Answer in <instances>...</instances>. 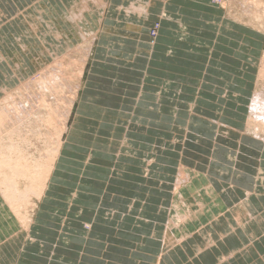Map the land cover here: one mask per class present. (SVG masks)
I'll use <instances>...</instances> for the list:
<instances>
[{"label":"crops","instance_id":"0c3cea01","mask_svg":"<svg viewBox=\"0 0 264 264\" xmlns=\"http://www.w3.org/2000/svg\"><path fill=\"white\" fill-rule=\"evenodd\" d=\"M100 1H81L88 68L40 196L14 160L1 162L0 264H264L251 244L264 245V127L248 128L264 21L210 0ZM14 2L24 10L25 0H0L4 16ZM77 2L36 1L60 19L76 18ZM129 3L143 10H122ZM20 147L0 140V156Z\"/></svg>","mask_w":264,"mask_h":264},{"label":"rangeland","instance_id":"374dc122","mask_svg":"<svg viewBox=\"0 0 264 264\" xmlns=\"http://www.w3.org/2000/svg\"><path fill=\"white\" fill-rule=\"evenodd\" d=\"M36 1L25 0V2H23V6L25 8L24 10L21 9L20 11L17 8L19 5L15 7L14 2L12 4V7H14V9L8 11V16L3 15V9L0 6V27L3 26L4 28H9V30L0 29V101L2 102L5 98V93H11L14 98L10 95V100L6 99L5 102H3V105L8 106L12 104L13 106H17L19 102L25 99L28 91H31L33 95L36 93L34 96L42 95L47 99V105L43 104L40 109V105L37 104L35 112L40 109V115L44 116L45 122L40 123L38 120H36L38 117L34 116V113L31 114L32 116L28 117L29 127L38 128V126L40 125V129H42L40 133L34 129H29L27 126L24 127L20 132H15L13 125H8L5 122L2 123V125L0 126V140H10L18 146L20 143L21 147L16 151L5 149L4 151L6 153L0 156V165H2V161L10 158L15 162H18L19 166H23V163L27 162L26 164L29 165L31 170L36 169V172H38L39 170L44 168L45 165H48L50 163V159L55 152L54 147L55 145H57L59 138H61V140L63 141L67 138V129L70 127L73 117V111L68 113V109H72L70 105L73 106L74 103L71 102L75 101L74 99L76 98V95L79 91L82 77L86 76V70L88 68V65L86 66V58L87 54L89 53V51H87V48L90 41L93 40V36H90L91 34L88 33L89 38L84 39V36L87 35V32L84 24L85 19L82 18L84 12L83 9H80V5H83L84 9H86L87 11H89L91 8L87 4H81L82 0H75L79 1L77 2V8L80 9V12L77 10V16L76 18L73 17V19L71 18V16L60 19L56 17L53 9H47V14H45L44 12H41L43 7L46 8L45 4H39L36 3ZM95 1L96 3H98V6L102 5L100 0ZM248 1H251L252 3H248ZM210 3L214 6H218L219 8H229L233 13H238V15L236 16H240L248 20L250 18V20L255 22V24L258 21H264V14H262L263 12L257 14L256 10H253V6L255 5L264 6V0H210ZM50 4L56 5L54 1H51ZM50 4L48 3V5ZM48 5L47 7L51 8ZM35 6L36 10L34 9ZM247 6L253 8L249 7V9H247L245 8ZM60 7L63 10L67 9L69 11L68 8L71 7V3L69 1L63 2L62 4L59 3V6L57 8L58 11L61 10ZM258 16H260V18ZM72 21L73 26L76 27V31L74 27H70ZM159 21L153 23L149 28V36L152 43L158 37L157 35L160 28ZM47 28H49L50 30L46 31ZM69 30L74 31L71 32ZM61 38L64 40H62L58 45V40H61ZM70 42L72 43L69 45ZM52 43H54L55 45ZM45 46H48V48H46ZM259 68L261 69L259 70ZM262 68L263 71H261ZM255 69L256 73L254 86H256V88H254V94H261L264 97V67H262V63L261 65L260 63H258ZM45 70L49 72L47 83L49 84L50 82L51 84H53L52 86L55 87L54 89H52V91L43 89L44 87L42 88L44 82L42 84L38 82V79L41 76L40 74ZM54 79H57L55 85L53 83L55 81ZM65 80H67L68 82ZM29 83H31L30 87H23V85L25 86ZM60 84L62 85L59 86ZM22 94L23 97H21ZM52 95H54L53 98ZM51 113L52 115L49 118ZM52 122H55L56 125ZM250 124L251 127H253L252 129H257L259 130V133L261 132L260 130L262 128V124L260 121L256 120L255 118H253L252 121V117L250 116V123L248 122V128L250 127ZM64 125L65 128L67 127V129L63 127ZM245 130L246 127L242 131L244 132ZM245 133L253 135L254 131H245ZM28 152L30 153V155H28ZM25 153L27 154L25 155ZM34 155L36 156V158ZM4 169L6 170L7 166H4V168L0 166V171H3ZM42 171L40 172V174L44 173ZM11 194H13L17 199H22L24 197L21 195L18 196L13 192ZM30 198L31 200L29 203V207L30 209H32V213H35L36 211L34 210V208L36 205V198L35 196H32ZM27 207L28 205H25L23 210H25ZM23 210L21 212H23ZM21 212L19 214H22ZM25 215L23 218L24 221L27 222V214L25 213ZM83 226L84 229L87 230L89 224L85 223ZM254 245L256 250H260V248L264 247L261 240H255Z\"/></svg>","mask_w":264,"mask_h":264},{"label":"bare ground","instance_id":"6f19581e","mask_svg":"<svg viewBox=\"0 0 264 264\" xmlns=\"http://www.w3.org/2000/svg\"><path fill=\"white\" fill-rule=\"evenodd\" d=\"M114 2V1H113ZM247 2V1H246ZM251 2V1H250ZM249 1H248V3H250ZM131 3V2H130ZM129 3V5H127L126 7H122L123 9L122 10H126V11H132V12H138V13H140V11L139 10H143V8H140V7H142V5H141V3H136V4H130ZM143 3V2H142ZM252 3V2H251ZM150 4V3H149ZM153 4V3H152ZM263 4V3H262ZM146 5H147V3H146ZM254 5V4H253ZM140 6V7H139ZM145 6V3H144V5H143V7ZM249 7L250 6H247V7H245V8H247V9H249ZM254 7V9L253 10H256V12H257V14H259V13H262V14H264V6H258V5H255V6H253ZM253 7H250V8H253ZM114 9V8H113ZM147 9V8H146ZM121 10V11H122ZM231 11V10H230ZM242 11H244V10H242ZM246 11V10H245ZM248 11V10H247ZM128 13V12H127ZM147 13V12H146ZM233 13V12H232ZM246 13V12H245ZM141 14H143V12L141 13ZM255 15V14H254ZM124 16V15H123ZM259 18H260V16H258ZM256 19V18H255ZM258 20H261V19H258ZM248 23V22H247ZM252 26H253V24H252ZM264 26V25H263ZM155 37V36H154ZM152 38V37H151ZM91 44H92V41H90V43H89V45H88V48H87V51H90V48H91ZM264 59V58H263ZM263 65H264V63H262ZM77 65V64H76ZM264 67V66H263ZM261 69V68H260ZM263 69V68H262ZM67 71V70H66ZM263 71V70H262ZM48 71L47 70H45L43 73H41L40 75V77H39V79H38V82H40L41 84L43 83L44 85H42V88L43 89H48L49 91H52V89H54L55 87L54 86H52L53 84H51L50 82H49V84L47 83L48 82ZM68 73V72H67ZM264 73V72H263ZM261 74H262V72H261ZM57 76V75H56ZM55 81L53 82L54 83V85H55V83H56V80L57 79H54ZM61 80V79H60ZM59 80V81H60ZM50 81V80H49ZM64 81V80H63ZM65 81H67V80H65ZM68 82V81H67ZM39 83V84H40ZM64 84H66V83H64ZM68 84V83H67ZM62 84H60L59 86H61ZM31 86V83H29L28 85H23V87H25V88H27V87H30ZM56 86H57V84H56ZM68 86V85H67ZM65 88V87H64ZM77 89H78V86H77ZM31 90V89H30ZM61 92V91H60ZM59 92V93H60ZM57 93V92H56ZM6 95H5V98L3 99V101L1 102L0 101V126L2 125V123H6V124H8V125H13V127H14V130H15V132L17 131V132H20L21 130H23V128L24 127H28L29 129H34V130H36V131H38L39 133L41 132V130L42 129H40L41 127H40V125L38 126V128H30L29 127V121H28V117H30V116H32L31 114L32 113H34V116H37L36 118V120H38L40 123H44L45 122V118H44V116L42 117L40 114H41V111H40V109H41V106L44 104H46L47 105V102H46V98H44V96H42V95H36V96H34L32 93H31V91H28V93H27V95L25 96V99L23 100V101H21V102H19L18 104H17V106L15 105V106H13L12 104H10V105H8V106H6V105H3V102H5V100L7 99V100H10V97L12 96L13 97V95H11V93L10 94H8V93H5ZM47 94V93H46ZM11 95V96H10ZM59 95H61V94H59ZM10 96V97H9ZM34 96V97H33ZM47 96V95H46ZM53 96L54 95H52V98H53ZM77 96V95H76ZM21 97H23V94H22V96ZM48 97V96H47ZM57 97V96H56ZM59 97V96H58ZM2 98V97H1ZM14 98V97H13ZM15 98H17V97H15ZM51 98V99H52ZM57 99H59V98H57ZM49 100V99H48ZM75 100V99H74ZM258 100V101H257ZM16 101V100H15ZM11 102V101H10ZM70 102V101H69ZM17 103V102H16ZM71 103H73V102H71ZM250 103V102H249ZM37 104H39L40 105V109L37 111V112H35V108H37ZM48 104H49V102H48ZM54 105V104H53ZM67 107V106H66ZM69 107V106H68ZM70 107H72V105H70ZM34 108V109H33ZM58 108V107H57ZM245 108V107H244ZM66 110V109H65ZM69 111H68V113H70L71 112V110L70 109H68ZM56 112H58V111H56ZM248 112L250 113V116L252 117V121H253V118H255L256 120H258V121H260L261 122V124H262V128L264 127V97L261 95V94H255L254 96H253V99H252V101H251V104H250V106H249V109H248ZM66 114V113H65ZM51 115H52V113L50 114V116H49V118L51 117ZM54 116V115H53ZM56 118V117H55ZM47 120V119H46ZM51 120V119H50ZM53 120V119H52ZM49 121V120H48ZM68 121V120H67ZM52 123H54L55 124V122H52ZM46 125H48V124H46ZM56 125V124H55ZM66 125V124H65ZM65 125L63 126L64 128H65ZM43 126V125H42ZM58 127V126H57ZM27 128V129H28ZM46 128V127H45ZM253 128V127H252ZM12 129V128H11ZM65 129H67V127L65 128ZM44 130V129H43ZM66 132V131H65ZM43 133V132H42ZM46 134V133H45ZM56 135V134H55ZM256 135H258V134H256ZM16 136V135H15ZM23 136V135H22ZM21 136V137H22ZM36 136H37V134H36ZM9 137V136H8ZM18 137V136H17ZM20 137V138H21ZM54 137V136H53ZM23 138V137H22ZM14 139V138H13ZM35 139V138H34ZM55 139V138H54ZM27 140V139H26ZM4 141V140H3ZM33 141V140H32ZM31 141V142H32ZM38 141V140H37ZM17 142V141H16ZM30 142V143H31ZM44 142V141H43ZM50 142V141H49ZM48 142V143H49ZM33 143V142H32ZM35 143V142H34ZM55 143H57V142H55ZM61 143V138H59V140H58V143H57V145H55V152H54V154H53V156H52V158L50 159V163L48 164V165H45V167L44 168H42L43 169V171L42 172H44L42 175H40V177L38 178V179H36L35 178V175L36 174H34L33 172H36V169L35 170H31V168L29 167V165L28 164H26V163H23L24 164V166H18V164H16V163H18V162H16L15 164H13V165H11V168L12 169H14V173H16V174H20L21 176H22V179H30L31 180V182H33L34 181V184L32 183V185H31V190H32V195H37V196H40V194H41V189H42V186H43V182H45V181H47V180H44L45 178H47V176H48V178H49V174H50V172H51V170H52V168H53V162H54V159H55V157L57 156V153H58V155H59V149H60V146L62 145V144H60ZM22 144V143H21ZM29 144V143H28ZM42 144V143H41ZM19 145H20V143H19ZM46 145V144H45ZM45 145H43V146H45ZM52 145V144H51ZM15 146V145H14ZM21 146V145H20ZM23 148V147H22ZM43 148V147H42ZM47 150V149H46ZM0 151H2V150H0ZM39 151V150H38ZM41 151V150H40ZM6 153V152H5ZM11 153V152H10ZM35 156V155H34ZM33 157V156H32ZM35 158H36V156H35ZM10 159V158H9ZM29 159V158H28ZM13 160V159H12ZM30 160V159H29ZM37 161V160H36ZM43 161V160H42ZM12 162H10L9 164H11ZM56 163V162H55ZM192 165V164H191ZM194 165V164H193ZM4 167V166H3ZM182 167V166H181ZM255 168V167H254ZM179 170H180V168H179ZM237 170V169H236ZM254 170V169H253ZM4 171V170H3ZM29 171H30V173H29ZM257 174V173H256ZM10 174H5L3 177H5V178H7V176H9ZM177 175V174H176ZM206 175V174H205ZM30 176V177H29ZM184 176V175H183ZM204 177V176H203ZM261 177V176H260ZM9 178H11V176H9ZM253 178V177H252ZM264 178V177H263ZM17 179V178H16ZM18 180V179H17ZM215 180V179H214ZM239 180V179H238ZM36 181L37 182H39L40 181V184L41 185H36ZM241 181V180H240ZM240 181H238V182H240ZM48 182V181H47ZM14 187H17V185L18 184H20V183H22V180L20 181V183H18V181L16 182V180L15 179H12V182H10ZM244 184H245V182H243ZM31 184V183H30ZM46 184V183H45ZM192 184V183H191ZM250 184V183H249ZM24 185H25V181H24ZM184 185V184H183ZM28 186V185H27ZM242 186V185H241ZM23 187V186H22ZM202 187V186H201ZM198 188V187H197ZM23 189V188H22ZM21 189V190H22ZM5 190H6V188H5ZM175 190V189H174ZM190 190V189H189ZM45 192V191H44ZM188 192V191H187ZM191 192V191H190ZM31 195V194H30ZM5 200H11V199H8L9 197L5 194ZM11 196V195H10ZM18 197V196H17ZM32 197V196H31ZM210 197V196H209ZM236 197H237V195H236ZM191 198V197H190ZM3 199H4V195H3ZM208 199V198H207ZM206 199V200H207ZM238 199V198H237ZM17 200V199H16ZM15 200V201H16ZM30 201V200H29ZM187 201V200H186ZM228 201V200H227ZM7 202V201H6ZM188 202V201H187ZM211 202H213V201H211ZM196 204H198V203H196ZM11 206V205H10ZM32 206V205H31ZM7 207V206H6ZM9 208V207H8ZM24 208V207H23ZM33 208V207H32ZM27 209V208H26ZM35 209V208H34ZM215 209V208H214ZM229 210V209H228ZM2 211V210H1ZM4 211V210H3ZM7 211H8V209H7ZM23 211H25V210H23ZM106 211V210H105ZM219 211V210H218ZM168 212V211H167ZM232 212V211H231ZM22 213V212H21ZM216 213H217V211H216ZM233 213V212H232ZM23 214V213H22ZM26 214H28V213H26ZM209 214V213H208ZM219 214V213H218ZM222 214V213H221ZM241 214V213H240ZM18 215V214H17ZM16 215V216H17ZM21 215V214H20ZM29 215V214H28ZM32 215V214H31ZM30 215V216H31ZM228 215V214H227ZM253 215V214H252ZM6 216H8V215H6ZM26 216V215H25ZM181 217H183V216H181ZM218 217V216H217ZM235 217V216H234ZM29 218V217H28ZM32 217H30V219H31ZM187 218H189V217H187V216H185V219H184V221L187 219ZM210 218V217H209ZM225 218V217H224ZM238 218V217H237ZM10 219H12V218H10ZM13 220H15V219H13ZM242 220V219H241ZM250 220V219H249ZM12 221V220H11ZM183 221V222H184ZM224 221V220H223ZM2 222V221H1ZM29 222V221H28ZM219 222H220V220H219ZM231 222V221H230ZM3 223V222H2ZM13 223V222H12ZM24 223V222H23ZM233 224H234V222H233ZM243 224V223H242ZM223 225V224H222ZM231 225V224H230ZM257 225V224H256ZM23 226V225H22ZM245 226V225H244ZM251 226V225H250ZM2 227V226H1ZM89 227H90V225H89ZM88 227V228H89ZM166 227V226H165ZM255 227V226H254ZM235 228V227H234ZM250 228V227H249ZM191 229V228H190ZM196 229V228H195ZM232 229V228H231ZM26 230V229H25ZM183 230V229H182ZM185 230V229H184ZM224 230V229H223ZM248 230V229H247ZM26 231H28V230H26ZM244 231V230H243ZM250 231V230H249ZM257 231V230H256ZM2 232V231H1ZM166 232V231H165ZM256 233V232H255ZM192 234V233H191ZM163 235H165V234H163ZM171 236V235H170ZM186 236V235H185ZM190 236V235H189ZM203 236V235H202ZM163 237V236H162ZM172 238V237H171ZM217 238V237H216ZM241 238V237H240ZM255 238V237H254ZM163 239V238H162ZM182 239H183V237H182ZM181 239V240H182ZM228 240H229V238H228ZM246 240V239H245ZM173 241V240H172ZM189 241V240H188ZM230 241V240H229ZM247 241V240H246ZM187 242V241H186ZM192 242V241H191ZM212 242V241H211ZM234 242V241H233ZM236 242V241H235ZM254 242L255 241H253L251 244H253V246H254V248H255V245H254ZM162 243V242H161ZM244 243V242H243ZM183 244V243H182ZM174 245V244H173ZM201 245V247H203V249H204V253H211V252H213V249H215V251L218 249V246L216 245V244H208V246H206V245H204V246H202V243L200 244ZM228 245V244H227ZM162 247V246H161ZM231 248H233V247H231ZM178 249V248H177ZM185 249V248H184ZM225 249V248H224ZM251 249V248H250ZM256 249V248H255ZM167 250V249H166ZM171 250H173V249H171ZM235 250V249H234ZM251 251V250H250ZM249 251V252H250ZM149 252H151V251H149ZM171 252V251H170ZM179 252H180V250H179ZM186 252V251H185ZM219 252V251H218ZM236 252V251H235ZM260 253V252H259ZM167 254V253H166ZM182 254V253H181ZM222 254V253H221ZM248 254V253H247ZM254 254V253H253ZM261 254V253H260ZM180 255V254H179ZM196 255V254H195ZM222 256V255H221ZM231 256V255H230ZM233 256V255H232ZM182 257V256H181ZM224 257V256H223ZM244 257V256H243ZM249 257V256H248ZM224 259V258H223ZM226 259V258H225ZM168 260V259H167ZM201 260V259H200ZM159 261V260H158ZM174 261V260H173ZM223 261V260H222ZM239 261V260H238ZM251 261V260H250ZM171 262V261H170ZM169 262V263H170ZM221 262V261H220ZM233 262V261H232ZM212 263V262H211ZM245 263V262H244Z\"/></svg>","mask_w":264,"mask_h":264}]
</instances>
